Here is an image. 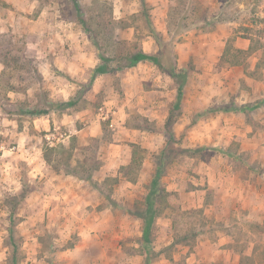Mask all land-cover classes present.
I'll list each match as a JSON object with an SVG mask.
<instances>
[{"label": "rangeland", "instance_id": "1", "mask_svg": "<svg viewBox=\"0 0 264 264\" xmlns=\"http://www.w3.org/2000/svg\"><path fill=\"white\" fill-rule=\"evenodd\" d=\"M225 20L234 35L214 74L228 59L264 61V0H0V264H264V156L254 142L264 125L247 114L244 146L227 128L235 102L198 96L217 88L206 48L196 44L186 78L171 84H185L184 110L128 109L123 164L108 147L118 116L107 102L125 92L84 96L101 75L100 55L116 68L150 36L171 71L177 43H198ZM238 37L252 49L240 53ZM87 62L90 78L72 80ZM104 165L110 176L96 173Z\"/></svg>", "mask_w": 264, "mask_h": 264}, {"label": "crops", "instance_id": "2", "mask_svg": "<svg viewBox=\"0 0 264 264\" xmlns=\"http://www.w3.org/2000/svg\"><path fill=\"white\" fill-rule=\"evenodd\" d=\"M151 1L153 0H146L148 3ZM150 4L153 7V4L155 3ZM158 5L159 4L157 3V6ZM158 7H153L154 9L152 8V12H160V6ZM165 12L166 11L163 10L164 15ZM210 15L212 17L218 16L213 10L211 11ZM159 32L156 30L158 35ZM233 35L234 27L230 20L216 22L210 26V32L205 34V38L203 35L200 36L201 38L198 40V43L183 41L182 43L176 44V68L172 69L171 71H168L164 66L160 67L151 60H145L138 63L137 66L125 68L110 74H101L95 78L94 83L90 88L91 90H89L88 93L86 92L84 95L86 96L85 98H87V94H90L91 96L95 90L96 92H101L105 89L108 91V93H113L116 91V86H121L122 91L125 92L126 95V99L121 102H115L116 95L114 98H112V101L107 102L109 106H115L117 108V110H115L113 113L118 116L116 120L113 116L111 119L112 126L116 125L115 121L118 123V129L113 136V138L116 140L114 142L108 143V147L116 152L112 160L114 159L116 162L120 161L121 164H123V157L119 155L118 152H125V149L123 148L125 145L132 148V146H129V143H125L126 141L129 142V139L126 138L124 132L127 130V136H130L129 131L131 130L126 126L128 109L131 110L132 114L135 112H147V116H149L150 113L155 114V112H161L164 114L171 113V110L178 107H182L184 110L183 106H187L184 104L187 94V91L185 92V84H177V87H173L171 84H175L174 82L179 79V76H185L186 78V73L182 72L185 70L184 68L186 67V61L191 60L192 56H194V47L197 44L200 47L202 46L207 49V55L202 58V63L210 65V67L207 69L212 71L214 70V67L222 62V59L224 60L226 47ZM145 39L146 40L141 43V50L147 55L158 57L162 64L164 59L162 56L158 55L160 52V46L157 40L150 36H147ZM235 46L238 48V51L247 52L250 49L251 42L250 40L238 37L235 42ZM226 62V67H222L221 70H219V68L216 69L217 75H215L213 71L210 73L212 76V81L216 82L217 88L214 89L215 86L212 84L209 94H205L204 96L202 92H198V96H200L201 99L205 97V102L210 100V105L218 103L219 98L224 97H227L225 99V104L230 103L231 100L235 102V105H232L233 108H227V117L230 119V122L227 124V128L232 129V139L242 142V145L245 146L248 144L246 138L250 137L252 127L247 120V114L249 116H253L255 120L262 122V126L264 125V61L262 56L252 55L249 56L246 61L244 60L242 64L231 62L230 59H228V61L226 60ZM173 71L178 74L176 77L171 74ZM90 72V63L87 62L86 65L84 63L82 64L81 74H69L71 75L70 77L72 80L77 78L76 80L79 82H86L91 76ZM116 80H118L120 83L116 84V82H114ZM182 84L183 90L180 94L179 87ZM196 106H199V104L196 103ZM207 106L208 105H206L202 110L208 108ZM103 109L104 108H101V110ZM188 109L193 110L192 107ZM195 110L200 111L201 109L199 110V108L196 107ZM241 116L243 117L242 119H240ZM184 117L185 119H188L186 118L185 114ZM110 118V114L107 113L102 119L110 121ZM185 119L182 118L180 120L185 121ZM184 124L185 126H190V119H188ZM258 136L262 137L259 139L255 138L254 142H260L258 154L264 156V131L262 134L259 133ZM248 147L249 146H246L242 151L251 152L249 149H246ZM130 158L132 159V155L131 157H128V160H130ZM261 158L264 157L261 156ZM96 173H103L104 176L111 175L110 173L107 174V166L105 165L100 169V171H96ZM116 173H118V171H116ZM222 240L226 239L222 238ZM228 253L234 255L235 252L228 251Z\"/></svg>", "mask_w": 264, "mask_h": 264}, {"label": "trees", "instance_id": "3", "mask_svg": "<svg viewBox=\"0 0 264 264\" xmlns=\"http://www.w3.org/2000/svg\"><path fill=\"white\" fill-rule=\"evenodd\" d=\"M75 2V6L76 8H79L78 4L76 1ZM142 2H145V0H142ZM143 4V3H142ZM146 4V3H145ZM80 22L81 24L84 26V31L87 32V33H90L91 32V29L90 27H88L87 25V22L85 21V19H83V17H81L80 19ZM152 32L155 34L156 38L158 40H160V36L157 34L156 35V30L154 29V27H152ZM252 48L250 47L249 51L251 50ZM240 53H245L244 51H239ZM100 59H101V64L98 65V67L95 69V73H94V76L96 74H110V73H113L115 71H119V70H123L125 68H131V67H134V66H137L138 63L142 62V61H145V60H151L153 61L154 63H156L157 65H159L160 67H162L163 65L161 64L160 60L158 59V57H155V56H150V55H147L145 54L142 50H139V51H135L134 52H131V53H128L126 56H121L120 58L117 59V61H119L120 65L116 68H113L111 66V63L113 62L112 59L106 57V56H102L100 55ZM174 77H176L178 74L176 72H172L171 73ZM93 76V77H94ZM90 85L87 86L86 88V91L89 89ZM182 90H183V84L179 87V93L181 94L182 93ZM70 105H76V101L73 100V101H70ZM40 115L44 114V113H39ZM163 160V159H162ZM161 160V161H162ZM162 164H160V166L158 167V173L156 174L155 176V179L153 180V188H152V193L151 195L148 197V201L149 203L150 202H153L151 200V196L152 194L154 195H158L160 192L158 191V187L160 186V183H159V178L161 176V169H162ZM165 190V189H163ZM163 190H161V192H164ZM159 192V193H158ZM158 210V209H157ZM155 209H152V211L154 212L153 215L156 214V211ZM152 215V216H153Z\"/></svg>", "mask_w": 264, "mask_h": 264}, {"label": "built area", "instance_id": "4", "mask_svg": "<svg viewBox=\"0 0 264 264\" xmlns=\"http://www.w3.org/2000/svg\"><path fill=\"white\" fill-rule=\"evenodd\" d=\"M48 139H50V137H48Z\"/></svg>", "mask_w": 264, "mask_h": 264}]
</instances>
